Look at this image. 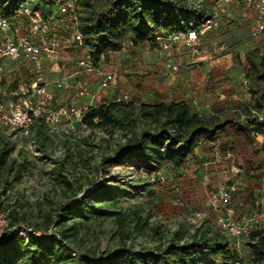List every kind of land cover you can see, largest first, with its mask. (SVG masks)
Instances as JSON below:
<instances>
[{"label":"rangeland","instance_id":"obj_1","mask_svg":"<svg viewBox=\"0 0 264 264\" xmlns=\"http://www.w3.org/2000/svg\"><path fill=\"white\" fill-rule=\"evenodd\" d=\"M30 1L34 7L41 3ZM87 1L96 7L105 4L103 0ZM193 4L198 8L205 7L204 0ZM38 7L44 13L43 6ZM76 10L81 22L90 12L80 4ZM47 11L52 13L49 6L46 14ZM217 13L222 18V27L200 42L201 54L198 56L193 57L186 48L176 45L159 62L157 48L136 46L126 41L121 52L101 57L98 66L114 70L117 80L99 103L108 105L127 94L129 102L122 104L133 105L137 115L142 105L186 100L201 116L217 115L221 119L230 116L242 125H247V119H250L254 126L261 125L264 113L255 109L252 82L242 61L254 50L264 53V34L255 33L253 16L236 4L227 8L219 4ZM241 40L246 43L233 54L221 56L212 52L216 45ZM179 49L182 55L178 53ZM80 55L82 52L79 51L73 52L72 56L75 59ZM173 65L180 68L177 74L172 72ZM46 67L48 80L62 71V64L55 61L47 63ZM25 77L28 76L23 71L13 74L11 87ZM245 80L249 81L250 91L243 85ZM88 82L90 85L96 83L95 80ZM260 88L264 89V84ZM148 127L147 121L138 124L135 135L140 137ZM256 129L252 132L253 142L239 143L236 153L229 149L222 151L220 143L201 146V157L198 155L182 170L167 166L155 175L134 162L114 168L102 164L103 158L114 157L119 147L133 137L118 126L92 129L83 122H75L54 131L47 127L46 152L40 151L36 156L29 152L27 142L16 144L11 158L18 162L17 167L26 164L23 176L18 180L14 171L0 172V192L4 194L11 221V213L15 211L17 223L54 231L58 226L57 211L73 201L69 199L70 191L57 181L55 169L59 163H65L64 176L81 181L80 197L90 194L106 181L110 186H126L129 193H121L124 201L112 210L124 214L125 220L108 216L76 221L79 222L78 230H71L74 220L58 227L65 236L62 240L72 251V257L65 264H80L79 259L84 260L82 264H94L95 259L107 255L119 256L123 249L153 252L167 248L177 234L182 243L188 241L206 223L213 226L214 232L220 233L213 222L218 214L228 210L238 218L254 211L264 213V125ZM2 139L9 142L0 132V146ZM232 186L238 191L231 201H220V189ZM248 193L253 195L260 209L244 207L243 197ZM49 218L54 220L51 224H48ZM142 221L146 225H141ZM261 222L263 226L259 230H264V217ZM228 242L241 259L251 252L249 240L240 244L232 239ZM0 254L4 256L7 252ZM239 263L245 264L244 261Z\"/></svg>","mask_w":264,"mask_h":264},{"label":"trees","instance_id":"obj_2","mask_svg":"<svg viewBox=\"0 0 264 264\" xmlns=\"http://www.w3.org/2000/svg\"><path fill=\"white\" fill-rule=\"evenodd\" d=\"M25 0H0V16L12 18ZM38 6L51 11L55 0H39ZM104 6H94L87 0H78L83 8L90 10L88 17L82 19V30L85 36V46L90 49L92 58L99 61L110 53H118L124 49V43L131 41L136 46H152L158 48L161 39L173 33L195 29L203 21L218 11L222 0H204L205 7L194 6L198 0H103ZM36 7L39 9V7ZM47 13H50L47 11ZM246 42L244 40L228 43V49L221 56L233 54ZM246 66V75L252 82V93L256 98L255 109L264 113V53L258 50L247 55L242 61ZM133 105L110 103L91 111L83 118V123L92 129L118 126L126 133L132 134L125 145L119 147L114 157L103 158L102 164L108 167L129 166L134 162L149 173H157L167 166L176 171L185 168L188 163L201 157V146H215L220 143L222 151L231 150L236 153L239 143L253 142L252 132L256 128L240 124L233 117L221 119L217 115L201 116L193 111L186 100L161 102L156 105H142L139 114L135 115ZM147 121L142 135H135L138 124ZM253 124V121H251ZM154 125V127H152ZM260 125V124H259ZM260 126L264 125V122ZM33 133L40 151H47V127L38 120ZM16 145L2 139L0 146V172L14 171L16 179L23 176V168L17 167L18 162L12 159ZM248 161V160H247ZM65 163H59L55 169L57 181L70 191L71 204H66L57 211V236L47 238H31L29 243L15 235H6L0 252V264H65L72 257V251L67 246L60 225H66L74 220L71 230H78L81 220L116 216L120 220L127 217L121 212H114L122 201L121 193H129L126 186L119 188L102 182L93 192L80 197L82 183L78 179L70 180L63 175ZM3 192H0V209L2 208ZM244 207L260 209L253 195L248 193L243 197ZM261 213V219L264 213ZM12 223H17V212L11 213ZM140 221V219H138ZM48 224L54 220L49 218ZM36 229H39L34 224ZM141 225H146L142 221ZM44 231V230H41ZM251 252L245 259L239 258L230 247L228 238L221 232H214L213 226L206 223L196 230V233L184 243L177 234L167 248L156 251H132L123 249L119 256L107 255L95 259L94 264H264V230H256L251 234L249 244ZM79 259V263H83Z\"/></svg>","mask_w":264,"mask_h":264},{"label":"built area","instance_id":"obj_3","mask_svg":"<svg viewBox=\"0 0 264 264\" xmlns=\"http://www.w3.org/2000/svg\"><path fill=\"white\" fill-rule=\"evenodd\" d=\"M221 4L226 8L236 4L251 13L255 33L264 34V0H222ZM77 5L78 0H55L52 13L45 16L30 0H25L14 17L0 16V132L13 145L27 142L29 152L36 156L40 155V149L33 128L38 120L53 131L62 125L81 123L91 109L103 105L99 103L100 98L117 80V73L99 67L98 61L92 58L90 49L85 46ZM221 27L222 18L214 12L195 29L187 28L164 36L156 49L157 60L163 61L176 45L186 48L193 57L200 55V42ZM227 49L225 42L213 47L212 52L221 55ZM79 51L82 55L74 59L73 52ZM54 61L62 64V71L48 80L45 76L46 64ZM179 69L176 65L172 66L174 74ZM21 71L28 77L11 87V76ZM92 79L96 81L95 85L89 84ZM243 85L246 91H250L248 80L243 81ZM128 102L127 94L113 101L118 104ZM246 124L249 128L258 127L251 124L250 119ZM237 191L235 186L222 187L220 201L230 202ZM217 201L215 198V203ZM2 204L0 247L8 234L26 243L31 238L58 237L54 232L56 230L51 228L41 231L30 224L12 223L4 197ZM213 225L226 238L238 244L249 240L251 234L263 226L259 211L245 213L238 218L232 210L218 214Z\"/></svg>","mask_w":264,"mask_h":264},{"label":"crops","instance_id":"obj_4","mask_svg":"<svg viewBox=\"0 0 264 264\" xmlns=\"http://www.w3.org/2000/svg\"><path fill=\"white\" fill-rule=\"evenodd\" d=\"M178 53H181L180 55H182V52H181L180 49L178 50ZM158 65L160 66V65H163V64H158ZM92 80H93V79H92Z\"/></svg>","mask_w":264,"mask_h":264}]
</instances>
